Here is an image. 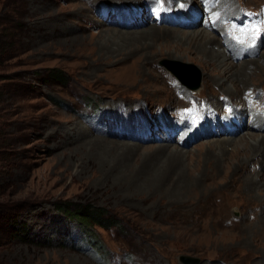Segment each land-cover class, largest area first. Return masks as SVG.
<instances>
[{"label": "rangeland", "instance_id": "374dc122", "mask_svg": "<svg viewBox=\"0 0 264 264\" xmlns=\"http://www.w3.org/2000/svg\"><path fill=\"white\" fill-rule=\"evenodd\" d=\"M263 9L264 0H0V210L17 209L26 231L4 263L264 264V141L255 148L246 130L233 142L185 141L166 128L225 95L264 99V19L257 52L234 63L212 61L201 32L225 13L218 32L204 31L214 44H245L230 22ZM163 10L172 24L154 18ZM52 69L69 83H42ZM61 202L103 207L127 231L96 227L87 241Z\"/></svg>", "mask_w": 264, "mask_h": 264}, {"label": "bare ground", "instance_id": "6f19581e", "mask_svg": "<svg viewBox=\"0 0 264 264\" xmlns=\"http://www.w3.org/2000/svg\"><path fill=\"white\" fill-rule=\"evenodd\" d=\"M221 10H224L223 7ZM134 12L137 13L139 11L136 10ZM191 15H193V14H191ZM194 15L196 17V12H194ZM222 16H225V13L222 14L221 17ZM226 18L228 20V17L225 16V20H226ZM192 23L193 22L188 23V24H192ZM205 28L208 31L212 30V28L208 29V25L205 26ZM206 29H204V30H206ZM204 30H202L201 32L205 35V38L207 39L208 44H203V48L206 52L211 54L212 59H213L212 61L216 60V61L221 62V63H226L227 61H231L234 63V61L236 62L240 58V55L242 54V52L247 49V45H245V44H214L216 42V37L211 36L210 34H208ZM158 31H160V30H158ZM211 32H213V30ZM227 47H229V48L234 47V49L232 51L228 52V50H226V49H228ZM210 48H211V50H210ZM238 49H240V50H238ZM170 69L173 73H175V71H176V73L178 75H180V78L182 77V79L186 76H189L186 74L187 73L186 71L181 70L179 68L172 67ZM176 77L178 78L177 75H176ZM189 77L191 78V76H189ZM192 77L194 80L195 77L193 76V74H192ZM233 78L234 77H232V79ZM224 88H225L226 92L230 93L232 91L233 87L227 85ZM248 90H250V89H248ZM186 94L189 95L188 93H186ZM240 96L241 97H229V96L225 95V97H228V99L227 98L222 99L220 97L218 101L208 102L200 114L197 113V114L193 115V117H192L193 119L191 120V122H189L185 118V120L180 122V123L176 124L175 122H173L171 126L166 124V128L167 127H169V128L173 127V129L178 128V127L181 128V131L183 132L182 134L184 135L183 140L185 139V141L187 140L188 137L190 139H197V138H199L205 134L206 136L211 135V136H215V137L225 136V138H221V139H224L226 141V143L227 142H233L235 140L234 139L235 135L246 130L245 133L246 132H248V133H247V135H244V139L247 140V143H249V141H250L253 144V146L256 148L260 144L263 143L264 135L262 138H260V135L251 136L249 134V132L256 133L257 131H259V132L264 131V99L263 98L261 99L260 94L259 95L257 94V96L254 98H252L251 95H245V93H243ZM260 100H261V102H260ZM231 106L233 107V110L228 112V109ZM224 107H225V109H223ZM193 108L196 109V112H199L198 105H194ZM188 114H189V112H188ZM246 117H247V119L249 118L248 124H246V121H247ZM161 121H164V119ZM178 124H180V125H178ZM213 128H215V130H213ZM206 129H208V130H206ZM165 133H167V132L166 131L162 132V134H165ZM247 137H248V139H247ZM155 139H156V137H155ZM241 140H243V139H241ZM185 144H187V143H185ZM95 145L96 144H94V146ZM245 145H248V144H245Z\"/></svg>", "mask_w": 264, "mask_h": 264}, {"label": "trees", "instance_id": "16d2710c", "mask_svg": "<svg viewBox=\"0 0 264 264\" xmlns=\"http://www.w3.org/2000/svg\"><path fill=\"white\" fill-rule=\"evenodd\" d=\"M2 48V47H1ZM5 48V46H4ZM5 48L4 50H6ZM1 50V49H0ZM2 51V50H1ZM42 83L54 81L61 84H68L69 77L67 74L58 69H52L47 77L41 78ZM2 193L0 192V195ZM56 208L63 212L70 221L79 222L84 226V235L87 241H93L92 231L98 227L104 230L117 228L120 232H126L125 226L121 219L114 216L111 212L103 207H95L92 204H76L69 202L56 203ZM20 213L17 209L0 210V256L5 247L12 244L21 234H25V227L17 229L19 224ZM21 233H20V232ZM0 264H5L0 257Z\"/></svg>", "mask_w": 264, "mask_h": 264}, {"label": "water", "instance_id": "95a60500", "mask_svg": "<svg viewBox=\"0 0 264 264\" xmlns=\"http://www.w3.org/2000/svg\"><path fill=\"white\" fill-rule=\"evenodd\" d=\"M174 74H176L179 78H180V75H178L177 73H176V71H175V73ZM187 75H189V76H191V80H193V77H192V74L190 73V72H187L186 73ZM185 78V77H184ZM183 78V81L185 80ZM180 79H182V77L180 78ZM185 83H186V81H184ZM198 86H199V84L198 85H195L194 87L195 88H198ZM185 261H187V262H193L194 260H192L191 258H186V259H184ZM196 262V261H195Z\"/></svg>", "mask_w": 264, "mask_h": 264}]
</instances>
